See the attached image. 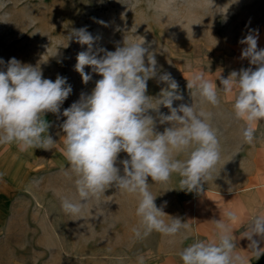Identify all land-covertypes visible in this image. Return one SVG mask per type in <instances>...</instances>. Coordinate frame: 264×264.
Here are the masks:
<instances>
[{
	"label": "rangeland",
	"instance_id": "374dc122",
	"mask_svg": "<svg viewBox=\"0 0 264 264\" xmlns=\"http://www.w3.org/2000/svg\"><path fill=\"white\" fill-rule=\"evenodd\" d=\"M85 27L99 37L95 46L108 51L123 46L124 40H144L160 74L170 73L179 85L183 100L173 106L194 104L213 113L221 160L213 173L216 178L204 184L203 192L181 190L176 173L167 183L148 179L157 207L166 214L163 219L170 223L180 218L190 226L187 239L155 231L137 239L131 231L139 221L137 200L115 188L89 201L80 217L62 210L63 198L79 199L74 177L65 175L69 165L63 154L62 112L81 93L90 94L102 78L86 66L92 79L84 84L75 70L77 55L87 51V45L66 37ZM249 29L258 30L257 46L264 49V0H0V59L5 64L14 57L39 65L43 78L55 81L60 75L72 87L59 118L53 113L44 117L56 142L51 150L20 151L15 143L0 145V264H138L139 256L144 264H161L197 240L205 222L224 220L226 211L236 212L239 229L261 214L264 194L254 192L258 187L251 177L253 161L264 157L262 149L243 142L242 122L232 112L235 93L220 92L221 103L214 108L187 88V79L197 72L222 87L220 78L232 71L255 70L241 58L246 45L239 41ZM166 86L158 77L149 79L146 94L158 97ZM160 111L169 114L163 106ZM168 126L157 122L156 131ZM255 127L257 144L264 141V121ZM126 158V153L119 154V160ZM243 188L254 191L242 192Z\"/></svg>",
	"mask_w": 264,
	"mask_h": 264
},
{
	"label": "clouds",
	"instance_id": "9594fccd",
	"mask_svg": "<svg viewBox=\"0 0 264 264\" xmlns=\"http://www.w3.org/2000/svg\"><path fill=\"white\" fill-rule=\"evenodd\" d=\"M66 38L87 45V51L77 55L75 65L83 83L92 79L85 72L86 66L102 78L90 94L81 93L80 99L62 112L66 117L60 124L65 134L63 154L69 165L65 175L74 177L79 198H63L62 210L80 217L89 201L115 188L137 200L139 221L131 229L137 239L154 231L168 237L184 235L187 239L190 226L180 218H172L170 223L163 219L166 214L157 207L148 179L167 183L176 173L181 177V190L203 192L204 184L216 178L213 173L221 160L213 113L194 104L173 106L174 101L183 100L179 85L170 73L160 74L157 59L144 40H124L123 46L108 51L95 46L99 37H93L86 27L73 29ZM258 38V30L249 29L239 41L246 45L241 58L248 59L255 70L248 67L232 71L227 78H220L222 87L199 72L187 79V88L195 90L191 95H198L202 104L214 108L221 103L220 92L235 93L233 117L242 122L243 142L249 145L256 139L255 126L264 121V49H258ZM0 65L4 66L0 69V145L15 143L20 151L51 150L56 142L48 134L50 123L44 117L53 113L59 118L61 105L72 92L67 78H43L39 65L23 64L14 57L6 64L0 59ZM157 77L167 86L153 98L146 94L147 82ZM161 106L169 114L161 112ZM157 122L169 126L159 132ZM122 152L128 158L119 160ZM224 217L213 221L212 239L195 240L178 253L182 264H245L244 257L236 252L232 232L237 214L228 210ZM243 237L253 254H264L260 247L264 241V213L251 218ZM137 261L144 264V257L139 256Z\"/></svg>",
	"mask_w": 264,
	"mask_h": 264
},
{
	"label": "crops",
	"instance_id": "0c3cea01",
	"mask_svg": "<svg viewBox=\"0 0 264 264\" xmlns=\"http://www.w3.org/2000/svg\"><path fill=\"white\" fill-rule=\"evenodd\" d=\"M254 149H262L260 152V156L264 157V141H261L260 143H255L251 145ZM251 180L256 182V187H258V191H254L250 188H243L242 192H247L248 190L254 191V192H262L264 194V160L261 161H253V169H252V177ZM264 213V207H260V212ZM214 222H205L204 224V233H199L200 240H210L214 237L213 231L215 230V225H213ZM211 225V226H210ZM244 225V224H242ZM247 227V224L244 228L237 227L236 223H232V232H233V238L235 239V243L237 246L236 252L244 257L245 264H264V254H261L259 257H257L255 254H253L249 249V241L243 237V232L245 231V228ZM201 228L198 227V230ZM256 239H259V237H255ZM197 239V240H198ZM261 248H264V241L260 244ZM165 263L161 262V264H182V261L179 256H173L170 259H166L164 261Z\"/></svg>",
	"mask_w": 264,
	"mask_h": 264
}]
</instances>
